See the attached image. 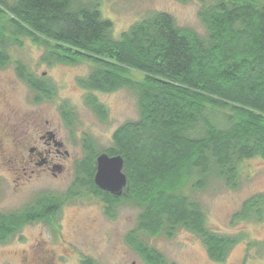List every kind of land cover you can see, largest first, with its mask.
Returning a JSON list of instances; mask_svg holds the SVG:
<instances>
[{"label":"trees","instance_id":"16d2710c","mask_svg":"<svg viewBox=\"0 0 264 264\" xmlns=\"http://www.w3.org/2000/svg\"><path fill=\"white\" fill-rule=\"evenodd\" d=\"M197 16L203 36L178 26L166 13H154L114 39L111 22L85 0H0L1 66L9 63L8 46H20L25 38L43 48L42 61L48 65L88 64L89 73L78 80L86 93L126 89L134 94L139 116L114 132L111 147L99 150L83 140L72 188L99 199L107 216L121 202L139 209L125 242L146 264L166 263L138 234L171 238L179 230L195 235L209 259L222 263L238 240L208 231L202 209L189 200L186 188L203 190L221 182L235 189L240 164L264 159V3L215 0ZM14 66L17 77L36 93L34 102L52 98L53 89L36 81L22 64ZM85 101L94 115L105 119L94 98ZM61 117L71 129V110L63 107ZM101 153L124 161L128 185L120 198L93 184ZM67 197L65 201L77 195L69 191ZM62 202L40 194L32 205L0 215V243L30 223L44 221ZM263 214L264 197L257 195L242 204L232 221L259 223Z\"/></svg>","mask_w":264,"mask_h":264},{"label":"rangeland","instance_id":"374dc122","mask_svg":"<svg viewBox=\"0 0 264 264\" xmlns=\"http://www.w3.org/2000/svg\"><path fill=\"white\" fill-rule=\"evenodd\" d=\"M85 1L93 3L101 17L111 22L110 34L118 39L130 26L154 13H166L178 26L203 36L204 28L197 14L215 0ZM5 2L10 4L12 0ZM20 42V46H8L9 64L0 68V114H6L7 108L12 107V126L22 121H47L70 156L63 163L65 173L56 179L51 176L38 179L37 175H30V169L23 175L15 166L9 172L0 162V213L18 212L32 205L41 193L68 198L72 191L77 198L63 205L54 227L32 224L22 228L6 244H0V264H32L31 257L39 252L50 256L53 264H81L87 259L93 264H146L125 242L126 235L136 227L139 209L121 202L110 211L113 216H107L99 199L85 190L72 188L74 164L83 158V140H90L99 150L111 147L114 132L139 116L134 94L126 89L110 94L86 93L78 80L89 73L88 64L48 65L42 61L43 48L29 39L21 38ZM16 62L36 81L53 89L50 100L34 103L35 94L16 75ZM87 96L103 107L104 120L86 106ZM63 107L69 108L74 118L71 129L62 122ZM15 138L17 134L12 140ZM185 192L202 209L205 228L216 235L237 239V244L222 263L211 261L202 242L185 230H179L171 238L138 234L147 248L160 254L166 264H264V214L259 223L232 221L247 199L264 197V159L251 158L240 164L235 189L211 182L203 190L186 188Z\"/></svg>","mask_w":264,"mask_h":264},{"label":"flooded vegetation","instance_id":"af4514ba","mask_svg":"<svg viewBox=\"0 0 264 264\" xmlns=\"http://www.w3.org/2000/svg\"><path fill=\"white\" fill-rule=\"evenodd\" d=\"M0 68L4 67L0 65ZM30 90L36 97V93L32 89ZM43 100L45 99H41L39 102ZM14 134H17V138L13 141ZM69 156L64 142L59 138L57 131L51 129L47 121H43L42 123L39 120L32 122L22 121L12 126V107L7 108L6 114H0V162L5 168L9 169V172H12V168L15 166L21 169L23 175H25L27 169H30V175H37L38 179L42 178V176H51L56 179L65 173L63 163L69 159ZM41 194L60 198L63 202L53 215L44 221L33 222L27 226L43 223L47 226L54 227L56 216L63 205L69 200L65 201L66 197L45 193ZM105 209L106 206L104 207V211ZM2 214L12 215V211L9 213H0V215ZM31 258L32 264H53L52 258L44 253L39 252L37 256L33 255ZM86 261L92 262L90 259H87L82 261L81 264Z\"/></svg>","mask_w":264,"mask_h":264},{"label":"water","instance_id":"95a60500","mask_svg":"<svg viewBox=\"0 0 264 264\" xmlns=\"http://www.w3.org/2000/svg\"><path fill=\"white\" fill-rule=\"evenodd\" d=\"M124 161L121 156L109 157L99 154L95 159L93 184L101 192L113 198H120L127 190V178L123 171Z\"/></svg>","mask_w":264,"mask_h":264}]
</instances>
